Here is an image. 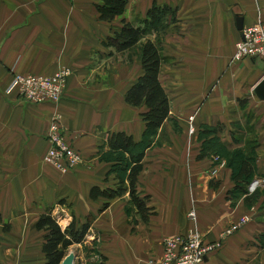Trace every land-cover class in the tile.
I'll return each instance as SVG.
<instances>
[{
	"label": "crops",
	"instance_id": "0c3cea01",
	"mask_svg": "<svg viewBox=\"0 0 264 264\" xmlns=\"http://www.w3.org/2000/svg\"><path fill=\"white\" fill-rule=\"evenodd\" d=\"M102 3L0 0V264H46L45 231L36 225L49 210L63 228L73 217L80 223L91 217V237L74 244L93 245L91 261L161 264L164 237L186 232L192 209L207 242L250 217L202 264H264L256 240L264 231V186L252 204L234 189L241 159L252 163L253 178L264 175V101L253 91L264 76V58L232 62L242 29L264 21V0H128L112 21L100 19ZM153 7H165V18H155L143 38L161 50L160 80L171 109L148 133L145 106L126 101L143 73V40L118 49L114 34L122 20L143 28ZM62 67L72 73L57 108L5 92L14 74L51 75ZM57 109L67 141L82 157L66 173L44 161ZM113 132L132 135L141 146L149 141L137 182L153 208L147 221L129 192L106 208L105 198L90 196L93 186L114 187L117 174L126 178L127 153L108 146Z\"/></svg>",
	"mask_w": 264,
	"mask_h": 264
},
{
	"label": "trees",
	"instance_id": "16d2710c",
	"mask_svg": "<svg viewBox=\"0 0 264 264\" xmlns=\"http://www.w3.org/2000/svg\"><path fill=\"white\" fill-rule=\"evenodd\" d=\"M128 3V0H103L98 5L100 19L112 21L120 16ZM123 24L114 34V43L118 49L131 48L142 40L144 29L135 26L131 22L122 20ZM164 58L159 46L151 39L141 43V62L143 73L138 81L127 91L126 101L134 106H145L141 113L146 122L148 133L156 132L170 114V97L160 80V72ZM108 146L112 149L122 150L127 153L121 169L126 173V178L117 174L118 182L114 187L93 186L90 196L93 199L100 197L107 201L102 208L109 205V200L129 192L132 203L135 205L141 219L147 221L153 213V208L147 205L148 197L140 196L137 190L138 176L143 169V160L149 141L138 145L132 135L125 132H113L108 137ZM255 169L251 162L241 159L234 172L235 187L245 194V200L252 204L258 197V191L248 194V184L253 179ZM107 179V177H106ZM92 219L88 217L86 222L80 223L75 217L63 228L60 220L53 214V210L42 213L37 221L38 229L45 231L43 251L46 256V264H61L66 256L67 249L78 243H84L91 227ZM257 242L264 247V231L257 236ZM85 264H107L106 257L100 256L97 261H87Z\"/></svg>",
	"mask_w": 264,
	"mask_h": 264
},
{
	"label": "built area",
	"instance_id": "2783aa9c",
	"mask_svg": "<svg viewBox=\"0 0 264 264\" xmlns=\"http://www.w3.org/2000/svg\"><path fill=\"white\" fill-rule=\"evenodd\" d=\"M245 58H264V21L261 19L243 28L242 36L236 42L232 62H239ZM71 73V68L62 67L51 75L14 74L5 92L9 94L16 91L17 97L28 103H57L63 96ZM59 118L60 115L57 114L48 129L50 147L44 161L66 173L79 164L82 157L66 142L60 131ZM194 119L195 115L190 116V137L196 133ZM262 186H264V175L255 176L248 184V194L254 193ZM188 217L191 225L186 232L164 237L161 264H202L209 254L223 246L225 238L234 234L250 220L248 216L243 217L239 222L227 227L219 240L207 242L197 226L195 209L189 211Z\"/></svg>",
	"mask_w": 264,
	"mask_h": 264
},
{
	"label": "rangeland",
	"instance_id": "374dc122",
	"mask_svg": "<svg viewBox=\"0 0 264 264\" xmlns=\"http://www.w3.org/2000/svg\"><path fill=\"white\" fill-rule=\"evenodd\" d=\"M164 9H165V7H163ZM163 9V11L160 9H158L157 7H153L149 12H148V14H147V20H146V22L144 23V26H143V29H144V31H145V33H144V36L145 37H147V35L149 34V33H151V32H153V30L155 29V18H165V10ZM167 9V8H166ZM122 15V14H121ZM143 41L142 42H144V38L142 39ZM38 75H41V74H38ZM67 82H68V80H67ZM66 87H67V85H66ZM66 89V88H65ZM64 92H65V90H64ZM64 92H63V94H64ZM63 97V96H62ZM61 100H62V98H61ZM61 100L59 101V102H57V103H55V102H49L50 104H52V105H54L56 108L59 106V104H60V102H61ZM39 104H43V103H39ZM54 117H53V119H52V122L51 123H53V121H54V119L56 118V116H57V114H59L60 115V118H59V125H60V128H61V132H62V135L64 136V138H65V140H66V142L74 149V150H76L68 141H67V139H66V137H65V135H64V130H63V127H62V123H61V113L60 112H58V109L54 112ZM49 128H50V126H49ZM48 128V129H49ZM48 131L49 130H47V133H46V138H47V140H48V142H49V139H48V136H47V134H48ZM49 150V149H48ZM260 189V188H259ZM259 189H257V191L259 190ZM256 192V191H255ZM237 223V222H236ZM62 224H64L63 222H62ZM233 224H235V223H233ZM232 224V225H233ZM238 231V230H237ZM236 231V232H237ZM233 235V234H232ZM91 237V235L90 234H88L87 235V238H86V240H88L89 238ZM89 243V242H88ZM82 244V243H81ZM92 248H93V245H91V244H89V245H85V244H83V246L82 245H74L73 244V246H71V247H69L68 249H67V251H66V255L68 254V253H70V252H75L76 253V261H75V264H85L87 261H89L90 259L89 258H91V256H92ZM162 255H163V253H162ZM162 259V258H161Z\"/></svg>",
	"mask_w": 264,
	"mask_h": 264
},
{
	"label": "water",
	"instance_id": "95a60500",
	"mask_svg": "<svg viewBox=\"0 0 264 264\" xmlns=\"http://www.w3.org/2000/svg\"><path fill=\"white\" fill-rule=\"evenodd\" d=\"M239 28H242V19H238ZM254 94L260 99L264 101V76L263 78L256 84L254 87ZM76 261V253L70 252L65 258L62 260L61 264H75Z\"/></svg>",
	"mask_w": 264,
	"mask_h": 264
}]
</instances>
